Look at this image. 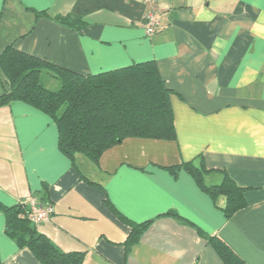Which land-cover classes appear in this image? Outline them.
<instances>
[{
    "label": "crops",
    "instance_id": "obj_1",
    "mask_svg": "<svg viewBox=\"0 0 264 264\" xmlns=\"http://www.w3.org/2000/svg\"><path fill=\"white\" fill-rule=\"evenodd\" d=\"M77 1L0 0V60L13 46L83 75L155 61L171 89L177 139L127 138L98 164L84 155L74 163L47 114L21 101L0 108L3 263L41 264L6 232V209L29 211L34 198L54 213L31 223L64 253H84L83 264H223L206 236L264 264V0H133L147 5L145 15L159 12L152 36L108 9L86 15L80 31L62 25L57 17ZM190 161L205 167L206 186L228 175L247 205L228 219L223 195L214 198L183 168L169 170ZM148 221L127 255L131 223Z\"/></svg>",
    "mask_w": 264,
    "mask_h": 264
},
{
    "label": "trees",
    "instance_id": "obj_2",
    "mask_svg": "<svg viewBox=\"0 0 264 264\" xmlns=\"http://www.w3.org/2000/svg\"><path fill=\"white\" fill-rule=\"evenodd\" d=\"M146 8V4L133 0H78L69 14L57 19L80 31L86 25V15L108 9L144 25ZM0 64L9 84V90L0 95V108L21 101L47 114L57 126L59 148L74 163L77 155H84L98 164L105 151L127 138L177 139L171 89L165 85L155 61L83 75L9 46L2 53ZM45 71L60 82L59 90H51L42 83ZM182 168L214 198H226L222 209L228 219L247 205L244 190L228 175L221 184L206 186L204 166L190 161L169 170L177 174ZM5 214L7 234L20 248L29 249L41 264L84 263V253H64L39 233L23 206L8 208ZM151 223H131L132 231L125 242L127 255ZM206 239L223 264H247L223 240L212 236ZM0 264H4L1 258Z\"/></svg>",
    "mask_w": 264,
    "mask_h": 264
},
{
    "label": "built area",
    "instance_id": "obj_3",
    "mask_svg": "<svg viewBox=\"0 0 264 264\" xmlns=\"http://www.w3.org/2000/svg\"><path fill=\"white\" fill-rule=\"evenodd\" d=\"M147 22L143 25L147 36L157 33L161 27V19L159 12L153 8L146 15ZM30 210L27 211V217L33 224L48 222L53 213L54 208L50 203H39L36 199L29 200Z\"/></svg>",
    "mask_w": 264,
    "mask_h": 264
},
{
    "label": "rangeland",
    "instance_id": "obj_4",
    "mask_svg": "<svg viewBox=\"0 0 264 264\" xmlns=\"http://www.w3.org/2000/svg\"><path fill=\"white\" fill-rule=\"evenodd\" d=\"M53 81H57L58 82V80L55 77H53L51 74H49L46 71L43 72L42 82L44 84H46V86L49 84L48 82H53Z\"/></svg>",
    "mask_w": 264,
    "mask_h": 264
}]
</instances>
